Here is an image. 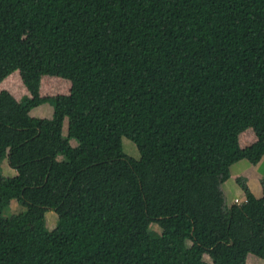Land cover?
I'll return each mask as SVG.
<instances>
[{
    "label": "trees",
    "instance_id": "1",
    "mask_svg": "<svg viewBox=\"0 0 264 264\" xmlns=\"http://www.w3.org/2000/svg\"><path fill=\"white\" fill-rule=\"evenodd\" d=\"M263 159L264 0H0V264L264 259Z\"/></svg>",
    "mask_w": 264,
    "mask_h": 264
},
{
    "label": "rangeland",
    "instance_id": "2",
    "mask_svg": "<svg viewBox=\"0 0 264 264\" xmlns=\"http://www.w3.org/2000/svg\"><path fill=\"white\" fill-rule=\"evenodd\" d=\"M53 108L54 107L52 103H45V104H42L34 108L32 111V115L37 116V117L50 118L53 115V111H54ZM68 128H69L68 122H65V126H64L65 135H68ZM72 144L76 146L77 142L73 140ZM123 149L127 155L135 159L139 158V152L137 151L135 144L127 138H123ZM248 167H251V163L248 160H244L231 167L233 178H231L228 181V184L224 186V189L226 191L225 194L227 196L229 205H230V202L233 201V199L235 198L239 199L238 197L243 194L241 192V190L243 189L240 187L238 181H236V179L238 178L243 179L248 184L251 183L252 187L250 186V188L252 189L253 193H255L256 197L259 198L260 194H259L258 186L262 187L261 182L264 178V159L258 167L254 166L250 169H248ZM4 171H5V174L9 177H13L17 174V172L10 167L8 160H6L4 163ZM242 172L245 174H243ZM240 199L242 200L243 198L240 197ZM23 210L24 209L19 205V203L16 200H12L11 208L9 212L10 214H18L22 212ZM46 217L48 221V224H47L48 229L52 231L57 226L58 216L56 215L55 212L50 211V212H47ZM154 229L160 231L158 227H154ZM247 264H264V259L258 257L257 255L253 253H250L247 257Z\"/></svg>",
    "mask_w": 264,
    "mask_h": 264
},
{
    "label": "crops",
    "instance_id": "3",
    "mask_svg": "<svg viewBox=\"0 0 264 264\" xmlns=\"http://www.w3.org/2000/svg\"><path fill=\"white\" fill-rule=\"evenodd\" d=\"M263 161V160H262ZM262 161L258 164V165H256L255 167H258L261 163H262ZM252 167H254V165H251V167H248V169H250V168H252ZM247 170V169H246ZM243 173V172H242ZM243 174H245V173H243ZM231 178H233V175L231 176ZM230 178V179H231ZM229 179V180H230ZM228 180V181H229ZM228 181L224 184V186H226L227 184H228ZM249 186H251L252 187V185H251V183L250 184H248ZM259 187V198H261V197H263V188L262 187H260V186H258ZM224 191H225V189H224ZM241 192L243 193L241 196H239L238 198L240 199V197L241 198H243L241 201H245L246 199H247V196H246V193L244 192V190H241ZM225 193H226V191H225ZM254 195H255V193H254ZM256 196V195H255ZM235 200H236V198L235 199H233V201L232 202H230V205H233V203L235 202Z\"/></svg>",
    "mask_w": 264,
    "mask_h": 264
},
{
    "label": "built area",
    "instance_id": "4",
    "mask_svg": "<svg viewBox=\"0 0 264 264\" xmlns=\"http://www.w3.org/2000/svg\"><path fill=\"white\" fill-rule=\"evenodd\" d=\"M235 202H236V203H242L239 199H236Z\"/></svg>",
    "mask_w": 264,
    "mask_h": 264
},
{
    "label": "clouds",
    "instance_id": "5",
    "mask_svg": "<svg viewBox=\"0 0 264 264\" xmlns=\"http://www.w3.org/2000/svg\"><path fill=\"white\" fill-rule=\"evenodd\" d=\"M242 202H244V201H242Z\"/></svg>",
    "mask_w": 264,
    "mask_h": 264
}]
</instances>
